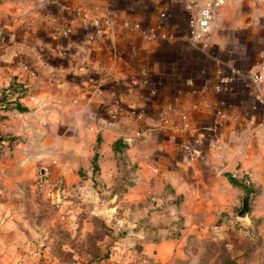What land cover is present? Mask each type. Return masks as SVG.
Segmentation results:
<instances>
[{
    "label": "crops",
    "instance_id": "1",
    "mask_svg": "<svg viewBox=\"0 0 264 264\" xmlns=\"http://www.w3.org/2000/svg\"><path fill=\"white\" fill-rule=\"evenodd\" d=\"M187 3L0 0V90H27L26 110L0 111V264L38 253L35 221L31 234L15 222L32 193L25 184L93 174L98 142V177L113 179L120 138L133 170L118 206L144 226L134 235L152 263L230 264L202 245L227 243L219 230L239 220L244 191L226 173L255 190L243 221L264 222V0L218 4L211 34L196 44ZM231 69L240 75L217 91ZM244 238L236 264H264L262 253L245 254Z\"/></svg>",
    "mask_w": 264,
    "mask_h": 264
},
{
    "label": "rangeland",
    "instance_id": "2",
    "mask_svg": "<svg viewBox=\"0 0 264 264\" xmlns=\"http://www.w3.org/2000/svg\"><path fill=\"white\" fill-rule=\"evenodd\" d=\"M14 138L16 137H8L10 140ZM10 145L9 142L7 147L11 148ZM98 149L97 143L94 146V154L96 150L97 155L99 154ZM90 168L93 171L91 162ZM96 169L99 170V166ZM121 170L113 179L99 178L97 172L87 175L85 171L80 170L74 177L55 173L43 176L41 181L38 178L33 184H25V189L32 193L28 197L30 199L26 201V206L24 205L26 209L22 211V218L16 219L15 222H21V224L23 222L22 230L29 234V222L35 221L37 225L34 230L36 239L34 244L38 253L35 256L28 253V257L23 255L22 258H11L8 259L9 262L17 261L18 264H154L143 252L145 246L141 242L144 238L140 241L138 236L134 235L144 229V226L132 225L133 210L126 215L122 207L118 206L123 196L122 190L126 189L125 185L130 183L132 177L129 172L125 174ZM31 185H34V188ZM246 195L251 198L252 194L245 191L243 196ZM241 205L242 201L238 210ZM237 212L233 211V214ZM135 214L139 218L138 221L148 215L144 212ZM238 219L235 223L219 230L229 240L227 243L208 242L202 244L203 247L205 245L204 248L208 250H220L224 253L222 260L236 264V259L239 260L241 255L239 252L242 250L239 242H245V235L247 239L249 238L246 240L248 241L245 243L246 246L242 247L246 250L245 254H248V250H252L256 255L258 252L262 253L264 261V222L255 218L251 222H244V218L238 217ZM122 227L130 228V233L123 236ZM10 230L14 234V228Z\"/></svg>",
    "mask_w": 264,
    "mask_h": 264
},
{
    "label": "built area",
    "instance_id": "3",
    "mask_svg": "<svg viewBox=\"0 0 264 264\" xmlns=\"http://www.w3.org/2000/svg\"><path fill=\"white\" fill-rule=\"evenodd\" d=\"M211 1L212 0H188V3L186 4L188 9L193 10V14L190 16L187 25V40L191 44L206 41L209 35L211 34L214 24V15L211 9L208 7ZM220 3L221 2L219 1L216 3V9L217 5ZM128 26L132 29L139 31L148 40H152L158 37L156 33L150 31L146 27H143L139 23H134L133 25ZM239 75L240 71L238 69H231L228 74L221 73L220 81L215 86V89L217 91H220L222 88H224L223 85H226L227 83L231 82ZM29 99L33 100L34 97L29 96ZM219 115L220 118L226 116V114L224 113H220ZM183 127L188 128V120L186 118L185 112L183 116Z\"/></svg>",
    "mask_w": 264,
    "mask_h": 264
},
{
    "label": "trees",
    "instance_id": "4",
    "mask_svg": "<svg viewBox=\"0 0 264 264\" xmlns=\"http://www.w3.org/2000/svg\"><path fill=\"white\" fill-rule=\"evenodd\" d=\"M26 94H27V90L23 89L21 87V85H19V84L12 83L9 87L1 89L0 90V111H7L10 109H17L19 111L26 110V107L22 106L21 103L19 102V99L21 97H24ZM3 119H5V115L0 113V122L3 121ZM128 146H129V144L124 142L123 139H121V138L117 139L112 144V150L114 152V155H115V158L117 161L118 171L120 172V170L122 169L121 170L122 173L124 172L125 174L127 172H129L131 174V172L133 170L132 167H127V163L125 161L124 151L126 150V148ZM97 159H98V155H97V150H96L95 154L91 160V166L93 169V171H92L93 173L98 171L97 169L95 170V168L98 167ZM120 167H121V169H120ZM225 176L227 177L228 181L233 186H236L240 190H243L244 192L245 191L249 192L252 190V186L249 183H246L245 181L238 179L235 175H233L231 173H226ZM128 184H130V183H128ZM128 184H126L125 187ZM124 190L125 189H123L122 191H124ZM254 193H255V190H254ZM221 254H223V253H221ZM222 258H223V255H222Z\"/></svg>",
    "mask_w": 264,
    "mask_h": 264
},
{
    "label": "water",
    "instance_id": "5",
    "mask_svg": "<svg viewBox=\"0 0 264 264\" xmlns=\"http://www.w3.org/2000/svg\"><path fill=\"white\" fill-rule=\"evenodd\" d=\"M218 1L221 2V3H224L225 0H212L209 3V5H208V7L211 9V11H212V13L214 15V19H216V16H217L216 3ZM249 192H250V195H251L252 194V190L249 191ZM249 208H250V196L246 195V196L242 197V205H241V208L237 212V216L239 218H245L248 215V213H249ZM121 231H122V235L126 236V235H128L130 233L131 229L127 228V227H122Z\"/></svg>",
    "mask_w": 264,
    "mask_h": 264
}]
</instances>
